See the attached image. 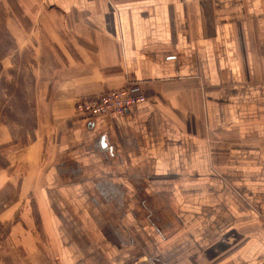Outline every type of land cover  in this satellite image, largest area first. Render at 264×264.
Segmentation results:
<instances>
[{
  "label": "crops",
  "instance_id": "0c3cea01",
  "mask_svg": "<svg viewBox=\"0 0 264 264\" xmlns=\"http://www.w3.org/2000/svg\"><path fill=\"white\" fill-rule=\"evenodd\" d=\"M0 29L34 118H0V264H264V0H0Z\"/></svg>",
  "mask_w": 264,
  "mask_h": 264
},
{
  "label": "rangeland",
  "instance_id": "374dc122",
  "mask_svg": "<svg viewBox=\"0 0 264 264\" xmlns=\"http://www.w3.org/2000/svg\"><path fill=\"white\" fill-rule=\"evenodd\" d=\"M0 32L3 33V35H2L3 38L0 37V55H2L3 53L4 54L9 53V51H7L5 49L11 45V40H10V37L7 36L2 31V29H0ZM20 85L21 84H13V83H4V84L0 85V92L5 91V92H8L9 94H11V92H13V102L11 99L12 108H9V109H8V107L4 106L7 104H5V102H3V100L1 99V95H0V102H1L0 107L3 108L2 109L3 114H0V118H6V119H8V121H12V123L15 126L16 133L19 134V138L26 139L27 136L31 134V128L33 127V124H34V122H33L34 118H33L32 114H30V115L27 114L26 108L22 107L23 103H22L21 99H20V101L16 100L17 103L14 102L15 101V99H14L15 92L17 93V95L22 94L23 91L26 92V89ZM147 100H148V97H147ZM12 103H14V104H12ZM112 114H122V112H115ZM109 115H111V114H109ZM73 116L75 118H78V119H83V118L104 116V114L97 115V116L85 115V114L78 112V110L76 109V105H75ZM34 214H35V217L37 218V223L40 226L41 219H40L38 214H36L35 212H34ZM6 232H7V229L4 226H0V239H2V237L6 235ZM38 232L41 234L40 239H42V240H40V244L52 251L53 247L51 246V243L48 240V238H46V236L44 235V233L41 229V226L38 228ZM9 251L10 252L13 251V254H14L13 259L9 260V264H27V260H25L23 258H19L17 256L18 255L17 250L15 251L14 249L13 250L9 249Z\"/></svg>",
  "mask_w": 264,
  "mask_h": 264
},
{
  "label": "built area",
  "instance_id": "2783aa9c",
  "mask_svg": "<svg viewBox=\"0 0 264 264\" xmlns=\"http://www.w3.org/2000/svg\"><path fill=\"white\" fill-rule=\"evenodd\" d=\"M146 101V90L141 83L130 82L122 88L110 89L94 100H79L76 109L89 116L109 115L123 113Z\"/></svg>",
  "mask_w": 264,
  "mask_h": 264
}]
</instances>
